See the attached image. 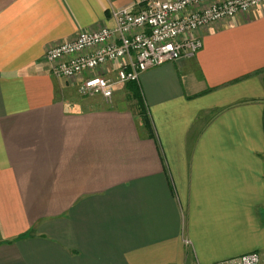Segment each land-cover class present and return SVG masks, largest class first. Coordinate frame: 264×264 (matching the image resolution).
<instances>
[{
    "label": "crops",
    "instance_id": "crops-1",
    "mask_svg": "<svg viewBox=\"0 0 264 264\" xmlns=\"http://www.w3.org/2000/svg\"><path fill=\"white\" fill-rule=\"evenodd\" d=\"M137 1L0 0V264L264 262V6L109 101L53 74Z\"/></svg>",
    "mask_w": 264,
    "mask_h": 264
},
{
    "label": "built area",
    "instance_id": "built-area-1",
    "mask_svg": "<svg viewBox=\"0 0 264 264\" xmlns=\"http://www.w3.org/2000/svg\"><path fill=\"white\" fill-rule=\"evenodd\" d=\"M260 6L264 0H138L111 9L114 26L80 31L70 41L50 46L46 60L56 77L80 78L81 93L109 101L116 85L139 81L149 68L193 57L203 46L201 29ZM109 64L113 78L102 73ZM209 264H261V258L249 252Z\"/></svg>",
    "mask_w": 264,
    "mask_h": 264
},
{
    "label": "rangeland",
    "instance_id": "rangeland-1",
    "mask_svg": "<svg viewBox=\"0 0 264 264\" xmlns=\"http://www.w3.org/2000/svg\"><path fill=\"white\" fill-rule=\"evenodd\" d=\"M70 82H72V80H69ZM188 240H186V243H187ZM239 257V256H238ZM224 260H227V259H224ZM224 260H219V261H224ZM215 262H218V261H215ZM214 263V262H212ZM262 264H264V262H262Z\"/></svg>",
    "mask_w": 264,
    "mask_h": 264
},
{
    "label": "trees",
    "instance_id": "trees-1",
    "mask_svg": "<svg viewBox=\"0 0 264 264\" xmlns=\"http://www.w3.org/2000/svg\"><path fill=\"white\" fill-rule=\"evenodd\" d=\"M141 107H143V104L141 105ZM143 110H144V108H143Z\"/></svg>",
    "mask_w": 264,
    "mask_h": 264
}]
</instances>
